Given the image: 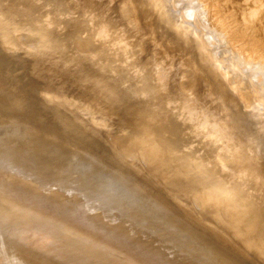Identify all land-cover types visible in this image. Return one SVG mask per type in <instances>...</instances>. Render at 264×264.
<instances>
[{"label": "bare ground", "instance_id": "obj_1", "mask_svg": "<svg viewBox=\"0 0 264 264\" xmlns=\"http://www.w3.org/2000/svg\"><path fill=\"white\" fill-rule=\"evenodd\" d=\"M190 1L0 0L4 101L94 153L42 144L35 125L8 130L29 148L0 138V264H264V0ZM94 104L120 125L84 128Z\"/></svg>", "mask_w": 264, "mask_h": 264}, {"label": "rangeland", "instance_id": "obj_2", "mask_svg": "<svg viewBox=\"0 0 264 264\" xmlns=\"http://www.w3.org/2000/svg\"><path fill=\"white\" fill-rule=\"evenodd\" d=\"M182 2L185 4V2H187L186 3V7H188V8H191L190 6H192L193 4L191 3V1L189 0H186V1H184V0H182ZM165 3V2H164ZM163 3V4H164ZM165 4H167V2L165 3ZM164 4V5H165ZM183 4V5H184ZM163 5V6H164ZM168 5H170V4H168ZM118 7H119V9H120V5L118 4ZM165 7H167L168 9V12L167 11H165ZM185 7V8H186ZM165 8V9H164ZM164 11H165V13L166 14H168V15H170V17H172V18H174V20H176L177 21V18L175 17V15H174V13H173V8L171 7V6H167V5H165L164 6ZM170 11V12H169ZM210 25V24H209ZM210 28H208L207 30H206V32H209V31H211V32H209V34H214L213 32H215L214 31V29H212V30H210L211 29V25L209 26ZM213 28V27H212ZM184 31V30H183ZM186 31V35H187V37H191V38H194L195 40L197 39V35H195V34H192V33H190V31H188V30H185ZM216 33V32H215ZM221 43H223V44H221ZM220 44H221V47H223V46H225L224 45V42H221L220 41ZM187 45H189V44H187ZM191 46V45H190ZM218 48L219 49H221L219 46H218ZM207 49L209 50L210 48H209V46L207 47ZM218 49V50H219ZM193 50H195V51H197V49L196 48H194ZM225 50H226V52L228 51V46H225V47H223L221 50H220V52H221V54H220V52H218L219 53V55H222V53L223 52H225ZM5 51H7V50H5ZM4 51V52H5ZM230 52L232 53L233 52V50H230ZM197 53H198V51H197ZM228 53V52H227ZM5 54H10V55H12V53L9 51H7V53H5ZM233 54V53H232ZM200 57H201V55L200 54H198ZM200 57H199V59H200ZM205 62V61H204ZM200 63L202 64V61H200ZM228 63V62H227ZM158 67H155L154 66V69H157ZM214 79L216 80V82L218 83V86L219 85H222V84H224V82H226V81H224V78H222L221 76H214ZM225 85V84H224ZM226 86V85H225ZM223 91H225V93L227 92L226 90H223ZM228 93V92H227ZM187 96L188 97H191V98H194L195 97V94H194V91L193 90H191V91H188L187 92ZM3 94H1L0 93V138H2V139H6V140H10V141H7V143L8 144H16V143H18L17 141H21V142H25V143H20L19 145H23V146H26V147H28L29 148V146L28 145H31V144H29L28 143V141H30V139H29V137H22V134H19V135H17V136H11L10 134H9V132H8V130H10L11 128H17L19 131H24L25 132V130L23 129V128H25V127H30V126H33V125H35V126H37L38 128H39V130L40 131H42L43 133H41V137H39L40 138V142H42V144L44 143V144H46L47 146H53V145H56V144H58V145H60V149H62V148H64L65 147V143L66 142H69V144H73V146H69L70 147V149H68V150H63V152L65 153V154H69V152L70 151H75V153L77 154V155H80L81 156V158H83V161L86 163V162H89V159H91V157L93 156V149L88 145V144H86V145H82V144H80V142L78 141V135H76L75 134V132H72V131H69V130H67V131H65V130H63V129H61L60 127H58V125H57V123H55L54 121H53V115H50L49 113H47V112H44L43 111V109H41L39 106H37V105H35V107L34 108H28V107H24V108H21V107H17V106H14L13 104H10L9 102H7V101H4L5 99H3ZM29 105V104H28ZM10 113H17V115H12V114H10ZM95 115V116H94ZM114 115H116V114H114L113 112H111L108 108H105V106L104 105H102V104H94L93 105V112L92 113H90V115H89V117H90V120L88 119V124L85 126H83L84 128H86L87 130H89V132L90 131H93V130H99V131H102V130H105V129H107L108 127L109 128H113V129H115L116 127L115 126H119L120 125V123L118 122V120L115 118V116ZM251 115V114H250ZM11 117H17L16 118V120H14L13 118H11ZM67 117V116H66ZM91 117H92V120H91ZM256 117L257 116H253L252 118L253 119H256ZM65 118V117H64ZM87 119V118H86ZM93 119H95V120H97L96 122H93ZM68 120V119H67ZM66 121V120H65ZM68 121H70V120H68ZM71 122H73L74 123V121L73 120H71ZM97 122H98V124L101 126V128H99L100 126H98V124H97ZM17 124V126H15L16 124ZM94 123V124H93ZM75 124V123H74ZM106 124H108V125H106ZM76 125V124H75ZM95 125H97V126H95ZM107 126V127H103V126ZM125 126H122L121 128H120V135L123 137L124 136V138L126 137H129L130 136V134H131V130H130V128H128V127H126V128H124ZM14 128V129H15ZM124 131H125V133H124ZM59 132H61V133H64V139H59ZM26 133V132H25ZM124 133V134H123ZM127 133V134H126ZM63 135V134H62ZM186 137V136H185ZM17 138V139H16ZM17 140V141H16ZM61 141V142H60ZM62 142H65V143H62ZM208 144H210V143H207L206 141H202V140H198V141H195L194 142V140H188V142H186L185 143V147H184V150L186 151V152H188L189 153V151H191L190 153H193L194 151H197V150H200V151H204L205 149H208L209 150V147L210 146H208ZM210 145H213V144H210ZM15 146V145H14ZM31 150V149H30ZM85 156H83L82 154ZM38 155H40L41 157H42V159H45V158H49L50 156H51V158H52V155H53V153L51 152V151H41V150H39L38 149V152H37V154H36V156H38ZM61 156H63V155H61ZM109 160V159H108ZM106 161L107 160H104V162H105V164H106ZM110 161V160H109ZM198 162V161H197ZM206 162H207V164H206V166L209 168V167H212L213 166V164H216V162L215 161H213L212 160V162L211 161H209V160H206ZM214 162V163H213ZM210 163H212V166L210 165L209 166V164ZM111 164V163H110ZM139 164L141 165V167L143 166L144 167V169H145V172L146 171H148V168H147V166L146 165H144L145 163H141V161L139 160ZM107 165V164H106ZM108 166V165H107ZM112 167H118L116 164H114V163H112V165H111ZM221 173V172H220ZM222 176L221 177H223V179H225V181H226V185L228 184V172L226 171V172H223L222 171ZM12 176H14V175H12ZM16 177H18V176H16ZM0 178H3V179H6V180H8L7 179V177H4L2 174H0ZM16 179H20V181H23L22 180V178H16ZM11 181V180H10ZM13 182V181H12ZM227 187H228V185H227ZM175 189V188H174ZM174 192H176V193H179V194H182L181 193V191L180 190H178V189H175L174 190ZM254 191L251 189V191H250V193H253ZM254 194H258V193H254ZM183 195V194H182ZM185 198L188 200V202H190L191 203V205H192V207H194L199 213H201V214H203L205 217V220H207V221H209V222H211L212 224H214V225H217V227L218 228H220L223 232H225L224 234L227 236L228 235V228H227V226L225 225V223L224 222H222L223 224H221V222H220V224H219V222L217 223V221H215V219H213L212 217H214V215H212L211 213V211L209 212V211H207L206 209H204V208H201V206H200V209H198L197 207H196V204H193L194 202H193V200H192V196L191 195H189L188 193H186L185 195ZM198 207H199V205H197ZM206 210V212L204 211V210ZM207 215V216H206ZM219 225V226H218ZM225 226V227H224ZM223 234V235H224ZM248 234H245L244 233V236H247ZM238 236V235H237ZM239 237V236H238ZM239 239L241 240V241H243V239L244 238H240L239 237ZM53 248H54V251H58L59 249H56L55 248V246H53ZM75 257V256H74ZM78 258H80V256L78 257ZM77 258V260H79ZM83 258V259H82ZM87 258V257H86ZM76 260V263L78 264V262H84L85 264H93L90 260L88 261V258H87V260L85 259L84 260V257H81V261H77ZM88 261V262H87ZM83 263V264H84ZM95 264V263H94Z\"/></svg>", "mask_w": 264, "mask_h": 264}]
</instances>
